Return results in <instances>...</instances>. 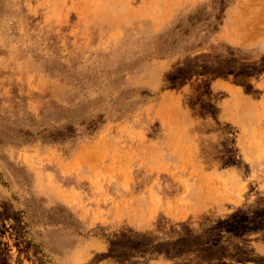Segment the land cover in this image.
Listing matches in <instances>:
<instances>
[{
  "label": "rangeland",
  "instance_id": "rangeland-1",
  "mask_svg": "<svg viewBox=\"0 0 264 264\" xmlns=\"http://www.w3.org/2000/svg\"><path fill=\"white\" fill-rule=\"evenodd\" d=\"M0 264H264V0H0Z\"/></svg>",
  "mask_w": 264,
  "mask_h": 264
}]
</instances>
